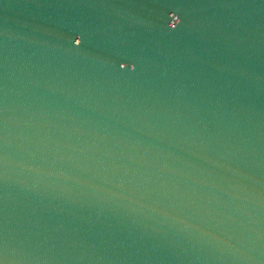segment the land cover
<instances>
[{
    "label": "water",
    "instance_id": "water-1",
    "mask_svg": "<svg viewBox=\"0 0 264 264\" xmlns=\"http://www.w3.org/2000/svg\"><path fill=\"white\" fill-rule=\"evenodd\" d=\"M0 264H264V0H0Z\"/></svg>",
    "mask_w": 264,
    "mask_h": 264
}]
</instances>
